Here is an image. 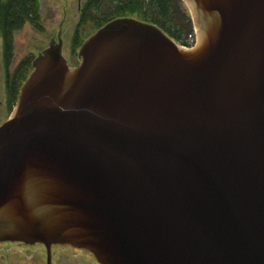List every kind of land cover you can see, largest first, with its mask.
Instances as JSON below:
<instances>
[{
  "label": "water",
  "instance_id": "1",
  "mask_svg": "<svg viewBox=\"0 0 264 264\" xmlns=\"http://www.w3.org/2000/svg\"><path fill=\"white\" fill-rule=\"evenodd\" d=\"M197 43L59 34L0 125V244L98 264H264V0H180Z\"/></svg>",
  "mask_w": 264,
  "mask_h": 264
},
{
  "label": "trees",
  "instance_id": "2",
  "mask_svg": "<svg viewBox=\"0 0 264 264\" xmlns=\"http://www.w3.org/2000/svg\"><path fill=\"white\" fill-rule=\"evenodd\" d=\"M180 0H88L81 9L80 22L75 30L72 45L78 49L84 43L82 30L87 24L99 30L107 23L119 18H134L153 24L184 44L187 26L181 18ZM184 7V6H183ZM29 24L42 32L39 0H0V34L3 39V61L6 72V89L10 101H16L22 84L29 76L32 61L28 57L10 72L14 57V34Z\"/></svg>",
  "mask_w": 264,
  "mask_h": 264
},
{
  "label": "rangeland",
  "instance_id": "3",
  "mask_svg": "<svg viewBox=\"0 0 264 264\" xmlns=\"http://www.w3.org/2000/svg\"><path fill=\"white\" fill-rule=\"evenodd\" d=\"M88 0H39L40 16L43 31L39 32L27 24L14 34L15 57L10 68L13 75L17 66L28 57H36L45 50L52 40L57 41L61 35L64 47L63 55L71 67H78L79 49H74L72 40L80 22L81 9ZM182 2V1H181ZM181 18L188 28L187 35L194 30L189 11L182 2ZM82 37L87 40L95 31L90 23L84 26ZM184 47L185 45L177 42ZM3 39L0 34V125L5 123L13 113L16 101H10L6 89V72L2 59ZM189 48V47H187ZM19 95V94H18ZM18 97V96H17ZM70 246L53 248V264H98L89 252L75 251ZM47 254L43 246L37 245L23 249L18 247L0 248V264H47Z\"/></svg>",
  "mask_w": 264,
  "mask_h": 264
},
{
  "label": "flooded vegetation",
  "instance_id": "4",
  "mask_svg": "<svg viewBox=\"0 0 264 264\" xmlns=\"http://www.w3.org/2000/svg\"><path fill=\"white\" fill-rule=\"evenodd\" d=\"M15 45V44H14ZM3 46V45H2ZM2 59H3V47H2ZM18 247V248H23V249H27V248H31L33 246H26V245H22V244H14V243H2L0 244V248H4V247ZM37 246V245H36ZM42 246V245H40ZM44 247V246H43ZM57 246H54L53 248H55ZM45 248V247H44ZM46 250V249H45ZM75 251H81V250H75ZM53 253V252H52ZM47 254V251H46ZM46 263L48 264V262L46 261ZM52 264H53V256H52Z\"/></svg>",
  "mask_w": 264,
  "mask_h": 264
},
{
  "label": "built area",
  "instance_id": "5",
  "mask_svg": "<svg viewBox=\"0 0 264 264\" xmlns=\"http://www.w3.org/2000/svg\"><path fill=\"white\" fill-rule=\"evenodd\" d=\"M196 43H197V36H196L195 31H192L183 45H185L184 46L185 48L187 47L193 48L196 45Z\"/></svg>",
  "mask_w": 264,
  "mask_h": 264
}]
</instances>
